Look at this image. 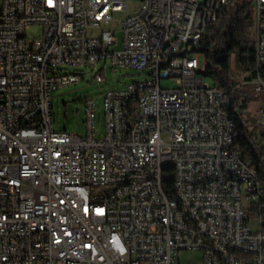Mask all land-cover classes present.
<instances>
[{
	"label": "built area",
	"instance_id": "built-area-1",
	"mask_svg": "<svg viewBox=\"0 0 264 264\" xmlns=\"http://www.w3.org/2000/svg\"><path fill=\"white\" fill-rule=\"evenodd\" d=\"M132 1L0 0V264H264V182L195 51L234 0ZM253 7L264 93V0ZM102 61L150 79L106 92L101 139L93 100L83 137L55 131L52 93L85 78L63 68Z\"/></svg>",
	"mask_w": 264,
	"mask_h": 264
},
{
	"label": "trees",
	"instance_id": "trees-1",
	"mask_svg": "<svg viewBox=\"0 0 264 264\" xmlns=\"http://www.w3.org/2000/svg\"><path fill=\"white\" fill-rule=\"evenodd\" d=\"M207 63L206 76L219 89L228 93V112L238 134L236 144L249 157L264 182V138L262 130L255 134L256 120L246 114L250 99H243V88L256 74L255 16L253 0H234L224 7L215 23L207 28L206 39L195 49ZM238 65L236 70L233 66ZM241 74V75H240ZM251 77L245 78V75ZM174 181L164 184L167 195L174 198Z\"/></svg>",
	"mask_w": 264,
	"mask_h": 264
},
{
	"label": "rangeland",
	"instance_id": "rangeland-1",
	"mask_svg": "<svg viewBox=\"0 0 264 264\" xmlns=\"http://www.w3.org/2000/svg\"><path fill=\"white\" fill-rule=\"evenodd\" d=\"M132 8H138L139 3L137 1H132ZM136 11H131L135 13ZM29 33H40L38 26L32 27ZM121 32H118V40L121 41ZM113 50H120L121 44L112 48ZM235 69H238V65H234ZM64 70L69 72L77 71L85 75V78L77 84H72L69 86H64L52 93L51 104H52V117L54 129L57 132H67L76 133L80 136L85 135V123H86V101L93 100L95 103V114H96V136L101 139L104 136L105 124H104V96L106 92L110 89L121 90L126 87V85L137 81L149 80V73H139L124 69H113L109 63H104L103 61L98 63L93 68L80 67L77 69L64 67ZM96 74H101L103 77V82L97 83L92 78ZM241 75V74H240ZM246 76V75H245ZM205 82L214 85V82L206 78ZM163 89H175L176 84L174 80H166L162 82ZM244 95L243 99L249 98L250 102L247 104L246 114L251 118H254L250 108L257 104L264 103V93H257L252 85H248L243 89ZM264 123V120H263ZM264 129V126L256 125L253 129L255 134L260 133ZM261 142L264 143V138H261ZM251 230L257 232L259 230L258 222L252 221L250 224ZM181 262L191 264H200L202 260V252L200 251H186L180 257Z\"/></svg>",
	"mask_w": 264,
	"mask_h": 264
},
{
	"label": "crops",
	"instance_id": "crops-1",
	"mask_svg": "<svg viewBox=\"0 0 264 264\" xmlns=\"http://www.w3.org/2000/svg\"><path fill=\"white\" fill-rule=\"evenodd\" d=\"M264 105L263 104H257V105H254L252 106V108H250V111L252 113V115H254V118L257 119L258 118V115H259V109Z\"/></svg>",
	"mask_w": 264,
	"mask_h": 264
},
{
	"label": "bare ground",
	"instance_id": "bare-ground-1",
	"mask_svg": "<svg viewBox=\"0 0 264 264\" xmlns=\"http://www.w3.org/2000/svg\"><path fill=\"white\" fill-rule=\"evenodd\" d=\"M173 181H174V187H177V180H173ZM254 182H262L259 175H254Z\"/></svg>",
	"mask_w": 264,
	"mask_h": 264
},
{
	"label": "clouds",
	"instance_id": "clouds-1",
	"mask_svg": "<svg viewBox=\"0 0 264 264\" xmlns=\"http://www.w3.org/2000/svg\"><path fill=\"white\" fill-rule=\"evenodd\" d=\"M119 250H120L121 252H123L125 249H124L123 246L121 245V246L119 247Z\"/></svg>",
	"mask_w": 264,
	"mask_h": 264
},
{
	"label": "water",
	"instance_id": "water-1",
	"mask_svg": "<svg viewBox=\"0 0 264 264\" xmlns=\"http://www.w3.org/2000/svg\"><path fill=\"white\" fill-rule=\"evenodd\" d=\"M181 55H183V52H181V53L178 54V56H181Z\"/></svg>",
	"mask_w": 264,
	"mask_h": 264
}]
</instances>
